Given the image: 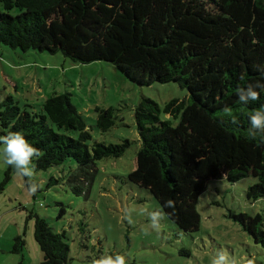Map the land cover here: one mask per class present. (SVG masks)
I'll use <instances>...</instances> for the list:
<instances>
[{"label": "trees", "instance_id": "obj_1", "mask_svg": "<svg viewBox=\"0 0 264 264\" xmlns=\"http://www.w3.org/2000/svg\"><path fill=\"white\" fill-rule=\"evenodd\" d=\"M0 2V44L23 52L62 53L80 64L108 62L139 86L177 83L188 90V102L174 99L161 107L144 97L135 107L140 148L137 167L128 175L154 196L181 231L200 229L197 203L211 180L237 183L252 176L257 181L246 191L247 199L264 198V143L247 138L250 115L264 106V90L256 86H264V0ZM249 86L259 99L241 104L238 89L247 97ZM95 112L102 133L119 120L113 107H96ZM88 128L70 93L52 95L39 111L21 110L12 96L0 102V135L23 132L39 149L31 164L35 172L61 169L69 160L76 164L68 174L61 169L58 176L43 179L46 189L65 184L76 196L86 195L97 163L119 158L132 146L128 139L117 144L94 140ZM13 175L8 165L0 195ZM22 176L37 199L43 191L40 183ZM169 200L174 207L166 206ZM65 213L63 207L58 218ZM229 217L264 250L261 214L230 211ZM28 219H34V238L44 256L41 264H69L66 232H56L36 214ZM24 237H16L14 252L25 248Z\"/></svg>", "mask_w": 264, "mask_h": 264}, {"label": "rangeland", "instance_id": "obj_2", "mask_svg": "<svg viewBox=\"0 0 264 264\" xmlns=\"http://www.w3.org/2000/svg\"><path fill=\"white\" fill-rule=\"evenodd\" d=\"M0 11H4L1 2ZM64 93L71 94L94 140L117 144L128 139L132 146L119 158L99 161L89 193L82 196L73 194L65 184L46 189L42 181L50 174L58 176L61 169L68 174L76 168L72 160L61 169L33 172L31 179L43 189L35 200L22 174L13 175L0 195V264L43 261L34 238V219H28L30 213L45 218L56 232H66L71 247L69 264H91L102 256L114 259L116 255L124 256L126 264H213L214 259L217 264H264V250L229 217L230 211L264 217V198L252 202L246 197L248 188L257 181L254 177L237 183L211 180L199 197L201 224L193 233L181 231L149 191L128 180L137 167L140 148L135 107L144 97L161 107L174 99L188 102L186 88L177 83L139 86L108 62L80 64L62 53L23 52L0 44V102L12 96L21 110L39 111L52 95ZM96 107L117 109L119 120L106 133L96 128ZM7 166L0 160V182ZM63 207L66 213L59 219ZM154 222L160 225L158 230L150 227ZM22 234L25 248L16 253L15 239Z\"/></svg>", "mask_w": 264, "mask_h": 264}, {"label": "clouds", "instance_id": "obj_3", "mask_svg": "<svg viewBox=\"0 0 264 264\" xmlns=\"http://www.w3.org/2000/svg\"><path fill=\"white\" fill-rule=\"evenodd\" d=\"M260 89L264 90V86L256 85ZM239 102L246 105L247 100L256 101L259 99V93L254 91L251 86L247 90V97L245 96L244 89H238ZM232 110L227 109V115H231ZM250 121L252 129H260L261 133L258 134L252 129H248L247 138L256 140L259 138L261 143H264V106L259 109L254 110L250 115ZM235 122V117L232 118ZM39 155V149L33 147L28 140L25 138L22 131L8 132L6 135H0V160L6 165L12 167L14 175L20 176L21 173L29 178L33 176L34 169L30 167L32 164L33 157ZM37 188L33 186L31 192L35 193ZM166 206L174 207V202L169 200L166 202ZM154 216H158V213H154ZM161 218V217H159ZM131 223V222H130ZM159 224L154 222L150 227L153 229L159 228ZM91 264H126L125 257L121 255H116L113 259L112 256H102L98 260H93ZM213 264H217L216 260H213ZM247 264H253L252 261H248Z\"/></svg>", "mask_w": 264, "mask_h": 264}]
</instances>
